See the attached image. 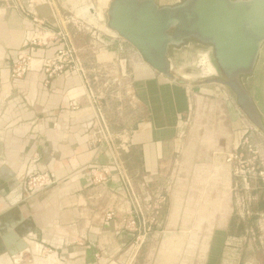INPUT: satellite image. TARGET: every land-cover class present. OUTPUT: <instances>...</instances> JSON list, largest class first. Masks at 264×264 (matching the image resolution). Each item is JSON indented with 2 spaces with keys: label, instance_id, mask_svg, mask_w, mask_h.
<instances>
[{
  "label": "crops",
  "instance_id": "crops-1",
  "mask_svg": "<svg viewBox=\"0 0 264 264\" xmlns=\"http://www.w3.org/2000/svg\"><path fill=\"white\" fill-rule=\"evenodd\" d=\"M19 1L26 7L41 3ZM111 1L98 0L97 7ZM47 2L54 13L74 14L77 8L70 0ZM28 31L22 13L0 0V168H5L0 172V217L32 229L25 239L32 253L24 257H32L34 264H124L137 234L121 227L130 206L110 167V151L104 143L90 145L86 126L95 108L87 83L78 74L47 81L38 68L13 80ZM103 33L105 47L85 32L73 33L86 59L87 78L100 99L92 71L101 70L105 100L100 104L116 145L120 148L126 138L129 142L121 155L135 189L154 202L166 198L161 224L134 264H224V245L243 233L259 240L257 257L264 264V182L236 178L227 162L247 132L254 144L256 134L229 92L218 91L224 117L204 120L199 107H210L209 101L154 71L112 32ZM56 51L42 50L37 56L51 58ZM191 115L195 120L187 127ZM94 167L111 168L104 184L93 182ZM28 170L49 173L55 183L28 196L23 180ZM109 213L113 219H107ZM256 221L262 236L253 228ZM50 249L54 255L46 257Z\"/></svg>",
  "mask_w": 264,
  "mask_h": 264
},
{
  "label": "water",
  "instance_id": "water-1",
  "mask_svg": "<svg viewBox=\"0 0 264 264\" xmlns=\"http://www.w3.org/2000/svg\"><path fill=\"white\" fill-rule=\"evenodd\" d=\"M91 1L92 6L97 7L98 0ZM28 7L35 17L53 28L57 26L47 0L39 5L31 3ZM107 18L108 31L129 44L150 68L180 85L189 87L174 74L170 50L180 51L191 42L210 46L221 78L207 80L205 84L228 89L247 122L264 137V112L248 86V80L256 75L264 48V0H177L171 4H161L157 0H112ZM88 63L93 64L91 60ZM92 73L96 74L92 83L104 101L101 70L93 69ZM125 140L120 145L123 152L129 149V142ZM33 172L28 170L23 180ZM13 180L18 181L16 177ZM141 195L146 212L151 214V195ZM31 231L23 223L11 221L4 215L0 217V264H3L2 259H7L4 264L35 263L32 257H24L32 253L25 240Z\"/></svg>",
  "mask_w": 264,
  "mask_h": 264
},
{
  "label": "built area",
  "instance_id": "built-area-1",
  "mask_svg": "<svg viewBox=\"0 0 264 264\" xmlns=\"http://www.w3.org/2000/svg\"><path fill=\"white\" fill-rule=\"evenodd\" d=\"M7 2H11L12 4H9L22 13L29 25L28 35L22 43L12 69L13 80H20L26 74L38 68L40 72L45 74L47 81L61 76L67 77L78 74L87 83L89 102L95 108L93 120L86 126V129L92 135L90 145L97 146L104 143L107 146L112 156L110 167L114 168L116 175L123 184L130 212L122 221L121 227L137 234L124 264H134L154 228L161 224V206L166 198L163 197L156 202L153 200L151 214L146 212L142 195L135 189L134 182L125 167L121 149L116 145L109 122L100 104V99L95 94L87 78L82 50L74 43V36L68 28L72 25L77 33H87L98 47L107 46L108 40L104 37L102 28L86 20V17H91L92 21L97 20L98 15L95 8L90 6L86 13L81 14L82 18L66 16L60 19L58 14L54 13L57 26L53 28L35 17L32 10L24 6L19 0L17 2L7 0ZM101 22V20L98 21V23ZM51 48H57L53 57L39 58L37 56L39 51ZM252 130L257 133L253 128ZM249 132H247L238 151L227 157V162L232 166L236 178L245 179L246 181L262 180L264 182V146L254 144L252 136H248ZM110 167H94L92 169L93 182L104 184L111 175ZM54 183L55 178L49 173H33L26 179L25 190L28 196H33L46 190ZM114 216V213H109L107 219H113ZM46 253V257L54 255L51 249L47 250Z\"/></svg>",
  "mask_w": 264,
  "mask_h": 264
},
{
  "label": "rangeland",
  "instance_id": "rangeland-1",
  "mask_svg": "<svg viewBox=\"0 0 264 264\" xmlns=\"http://www.w3.org/2000/svg\"><path fill=\"white\" fill-rule=\"evenodd\" d=\"M17 1L18 0H14V2ZM42 1L43 0H38V2L41 3ZM70 1L71 2L74 1V5L77 7L75 13L72 14L69 11H64L63 13H60L57 11L58 17L60 19L61 17L63 18L66 16H74V15H78L79 13L82 14V11L90 7L92 3V2H88L89 4L85 3L84 5L80 6L78 5L79 0H70ZM109 1L110 0H107V3ZM157 1L161 4H171L177 2V0H157ZM8 3L12 4L11 2ZM33 4L36 5V3ZM106 4L102 5L101 6L102 8L95 7V11L98 15L97 20L92 21L90 19L91 17H86V20L90 23L97 25L98 27H101L102 30L107 34H111V32L108 31L106 26L108 20L107 9H106L108 8V4L107 5ZM100 15L103 19L100 18ZM80 16L82 18V15ZM99 20H101L102 22L98 23ZM68 28L70 31L72 28L71 31L72 34L76 32L74 27H72V25H70ZM73 36H74L73 37L74 43L77 44L78 36L74 34ZM170 56L173 60L174 74L177 76V78L181 80H185L189 84V88L195 91L194 94L195 96H198L204 99L205 101L210 102L211 108L203 107V106L199 107L202 119L204 120L208 119V115H210V118H213L214 116L216 118H220V117L223 118L224 117L223 112L225 111L224 104L221 103V99L217 97L219 95L218 91L220 90L226 93L229 92L234 102H235V98L228 89L222 86L215 84H210V85L205 84V81L207 80H211L214 78H221V75L214 61L213 49L210 46H203L197 44L196 42H191L187 44V47L182 48L180 51L171 49ZM248 82H249L248 86L251 87V92L253 93L257 104L259 105L260 109L264 112V48L261 54L259 64L257 66L256 75L253 79H249ZM241 115L245 119L242 113ZM194 120H195V116L191 115V117L188 118L186 122L187 127L192 125ZM255 134H256L255 135L256 144L264 146V137L261 136L258 132ZM261 224L264 229V222ZM253 228L255 229L257 237L263 235L260 229V225L257 221L253 224ZM226 243L227 244L224 245L223 256H222L223 257L222 259L225 262L224 264H260L257 257V253H258L257 247L259 245V240L258 242H255L250 236H247V234L243 233L241 235V238H237V240H229ZM38 258L42 259L44 257H38ZM39 263H42V261H40Z\"/></svg>",
  "mask_w": 264,
  "mask_h": 264
},
{
  "label": "trees",
  "instance_id": "trees-1",
  "mask_svg": "<svg viewBox=\"0 0 264 264\" xmlns=\"http://www.w3.org/2000/svg\"><path fill=\"white\" fill-rule=\"evenodd\" d=\"M77 45V44H76ZM260 183H258V185H259ZM262 208V205H259V209H261ZM237 230L239 231V232H241L242 230H244L243 229V224L240 222L239 224H238V228H237ZM240 234H242V233H240Z\"/></svg>",
  "mask_w": 264,
  "mask_h": 264
},
{
  "label": "bare ground",
  "instance_id": "bare-ground-1",
  "mask_svg": "<svg viewBox=\"0 0 264 264\" xmlns=\"http://www.w3.org/2000/svg\"><path fill=\"white\" fill-rule=\"evenodd\" d=\"M87 12V10L86 11H84V12H82V13H86ZM113 33V32H112ZM113 34H115V33H113ZM116 35V34H115ZM217 73V72H216ZM211 75V74H210ZM215 75V74H214Z\"/></svg>",
  "mask_w": 264,
  "mask_h": 264
}]
</instances>
